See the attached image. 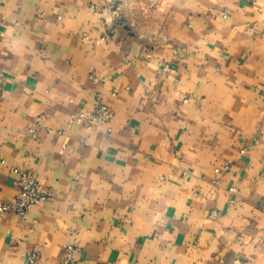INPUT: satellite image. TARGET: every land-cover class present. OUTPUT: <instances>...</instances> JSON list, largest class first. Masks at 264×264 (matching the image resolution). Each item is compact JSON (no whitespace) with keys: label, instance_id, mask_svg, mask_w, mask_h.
Returning a JSON list of instances; mask_svg holds the SVG:
<instances>
[{"label":"crops","instance_id":"0c3cea01","mask_svg":"<svg viewBox=\"0 0 264 264\" xmlns=\"http://www.w3.org/2000/svg\"><path fill=\"white\" fill-rule=\"evenodd\" d=\"M0 5V264H264V0Z\"/></svg>","mask_w":264,"mask_h":264},{"label":"built area","instance_id":"2783aa9c","mask_svg":"<svg viewBox=\"0 0 264 264\" xmlns=\"http://www.w3.org/2000/svg\"><path fill=\"white\" fill-rule=\"evenodd\" d=\"M111 121L112 112L110 107L104 102L102 96L97 94L93 108L88 111L83 109L73 110L66 121V126L68 128H73L74 125L81 124L88 127L100 128L102 126H108ZM227 167V164H225L224 168ZM13 171L18 175L17 195L14 200L0 202V216L6 213H15L22 218H26L30 208L46 201L50 193L31 172L19 167H14ZM221 171L222 168H216V172L220 173ZM216 216L217 211L213 210L210 213V217L215 218ZM79 249V244L66 243L64 245V255L60 264H75L76 254ZM36 258V254H31L29 256V264H34Z\"/></svg>","mask_w":264,"mask_h":264}]
</instances>
